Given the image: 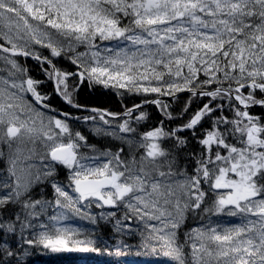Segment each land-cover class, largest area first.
Wrapping results in <instances>:
<instances>
[{
    "label": "snow or ice",
    "instance_id": "1",
    "mask_svg": "<svg viewBox=\"0 0 264 264\" xmlns=\"http://www.w3.org/2000/svg\"><path fill=\"white\" fill-rule=\"evenodd\" d=\"M0 41V144L9 149L0 172V264H22L20 250L32 247L99 254L93 235L69 223L96 224L92 209L120 235L142 224L146 254L175 264H264V117L252 112L264 107V0H0ZM17 58L35 60L45 79L29 76ZM47 82L82 114L53 108L40 88ZM84 83L144 99L121 112L90 108L75 99ZM184 92L189 100L176 117L171 101ZM195 98L205 102L193 109ZM148 104L163 119L138 131ZM175 119L183 122L165 127ZM73 122L143 152L98 151ZM185 133L198 145L190 172L165 147L187 148ZM45 183L53 199L33 198ZM201 213L208 220L179 243L188 215ZM126 247L121 240L108 254Z\"/></svg>",
    "mask_w": 264,
    "mask_h": 264
},
{
    "label": "trees",
    "instance_id": "2",
    "mask_svg": "<svg viewBox=\"0 0 264 264\" xmlns=\"http://www.w3.org/2000/svg\"><path fill=\"white\" fill-rule=\"evenodd\" d=\"M2 43V41H0ZM44 55H48L47 49L42 50ZM20 62L28 69V75L36 80H44V73L41 71L40 66L36 61L24 60L23 58H17ZM54 62L65 71H73L74 66L64 58H54ZM74 82V80H73ZM41 90L50 96L48 101L53 108L58 111H71L75 115H81L76 109H72L67 106L54 92L52 89L51 82L44 83L40 85ZM31 100L30 94L27 96ZM75 99L78 103L85 105L87 107H95L99 109H107L112 112H121L125 106H132L133 104L140 103L142 99L141 96L136 95H125L119 96L112 89H105L100 85L89 86L87 83L80 85L78 92L75 94ZM189 100V93L184 92L171 101V111L173 115L179 117L184 105ZM205 100L195 98L192 99V108L200 107ZM145 111L148 113V119L144 121L138 128V131H145L147 129L155 127L163 117L156 108L155 105H149L144 107ZM192 109H190L191 111ZM252 112L258 116L264 117V107H253ZM187 119V115L184 116ZM183 120H165V127H176L178 124L182 123ZM207 127V125H205ZM72 127L75 130H79L88 139V143L95 146L98 151H112L116 152L120 148L124 149L122 153L123 156H127L130 152L134 153L137 157L143 152V149L137 148L134 143L131 148L127 143H124L118 139H113L110 136H102L94 133L93 128L90 125L82 124L80 122H73ZM188 136V146L187 148H176L172 141H167L165 147H168L177 156V163L179 167L186 168L189 172L192 170L194 164L190 157V153L198 150V145L195 143L194 139L191 137L190 133H185ZM15 147V144H14ZM25 151L31 147L30 144L20 145ZM39 143H37L36 148L39 150ZM87 151V149H83ZM0 172H3L7 167L9 149L6 145L0 144ZM38 162V161H37ZM66 169L58 167L56 179L64 181L66 179ZM33 198L51 200L53 199V190L51 186L47 183L38 184L33 189ZM209 201L206 199V203ZM101 210L92 209V212L97 216V223L92 224L87 219L75 218L70 221L74 226L80 227L85 233H91L93 238L96 240V246L101 249L99 254L96 253H79V252H51L42 247H32L28 249V254L24 255L22 250L19 253V259L22 264H85L87 260L88 264H175V262H169L166 258H160L146 254L145 249L142 244L145 241L147 235L146 230L140 223L133 222L135 228L131 232H126L123 235L117 234L114 229L112 222L109 220L100 219L99 213ZM105 211H109L105 209ZM208 220V217L201 213L199 216H194L189 214L184 224L181 226L178 232V242L183 244L186 238V234L195 227L200 226ZM212 220L222 221L223 223H238L237 218L233 217H212ZM154 223V222H153ZM123 240L127 247L124 249L125 254L121 256H115L108 254L110 251H114L118 242ZM184 254L188 257L190 248L185 246ZM137 253H141L137 255ZM11 259V258H6Z\"/></svg>",
    "mask_w": 264,
    "mask_h": 264
},
{
    "label": "water",
    "instance_id": "3",
    "mask_svg": "<svg viewBox=\"0 0 264 264\" xmlns=\"http://www.w3.org/2000/svg\"><path fill=\"white\" fill-rule=\"evenodd\" d=\"M28 60L35 61V60L30 59V58H29ZM180 95H181V93L177 94V97L180 96ZM58 97H59V96H58ZM61 100H62V99H61ZM62 101H63V100H62ZM63 102H64V101H63ZM64 103H65V102H64ZM65 104H66V103H65ZM149 105H152V104L145 105L144 107L149 106ZM256 107H257V106H256Z\"/></svg>",
    "mask_w": 264,
    "mask_h": 264
},
{
    "label": "bare ground",
    "instance_id": "4",
    "mask_svg": "<svg viewBox=\"0 0 264 264\" xmlns=\"http://www.w3.org/2000/svg\"><path fill=\"white\" fill-rule=\"evenodd\" d=\"M60 98V97H59ZM61 99V98H60ZM67 105V104H66ZM68 106V105H67Z\"/></svg>",
    "mask_w": 264,
    "mask_h": 264
},
{
    "label": "rangeland",
    "instance_id": "5",
    "mask_svg": "<svg viewBox=\"0 0 264 264\" xmlns=\"http://www.w3.org/2000/svg\"><path fill=\"white\" fill-rule=\"evenodd\" d=\"M178 97H179V96H178ZM178 97H177V98H178ZM257 107H259V106H257Z\"/></svg>",
    "mask_w": 264,
    "mask_h": 264
}]
</instances>
